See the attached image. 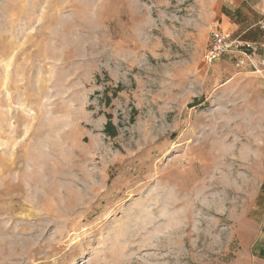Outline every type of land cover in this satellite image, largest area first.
Listing matches in <instances>:
<instances>
[{
	"label": "rangeland",
	"instance_id": "1",
	"mask_svg": "<svg viewBox=\"0 0 264 264\" xmlns=\"http://www.w3.org/2000/svg\"><path fill=\"white\" fill-rule=\"evenodd\" d=\"M221 0H0V264H254L264 84L207 63Z\"/></svg>",
	"mask_w": 264,
	"mask_h": 264
},
{
	"label": "crops",
	"instance_id": "2",
	"mask_svg": "<svg viewBox=\"0 0 264 264\" xmlns=\"http://www.w3.org/2000/svg\"><path fill=\"white\" fill-rule=\"evenodd\" d=\"M216 24L238 45L235 51L224 54V60L241 69L253 67L258 81L264 84V0H221ZM253 238V263L264 264V221L258 224Z\"/></svg>",
	"mask_w": 264,
	"mask_h": 264
},
{
	"label": "built area",
	"instance_id": "3",
	"mask_svg": "<svg viewBox=\"0 0 264 264\" xmlns=\"http://www.w3.org/2000/svg\"><path fill=\"white\" fill-rule=\"evenodd\" d=\"M249 48V46H246ZM238 48L237 42L223 35L221 31L215 27L210 31V40L204 59L207 63H212L219 59L222 55L235 51Z\"/></svg>",
	"mask_w": 264,
	"mask_h": 264
}]
</instances>
